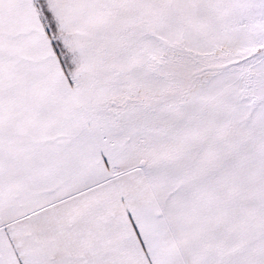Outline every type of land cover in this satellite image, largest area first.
<instances>
[{"label":"snow or ice","instance_id":"snow-or-ice-1","mask_svg":"<svg viewBox=\"0 0 264 264\" xmlns=\"http://www.w3.org/2000/svg\"><path fill=\"white\" fill-rule=\"evenodd\" d=\"M0 264H264V0H0Z\"/></svg>","mask_w":264,"mask_h":264}]
</instances>
